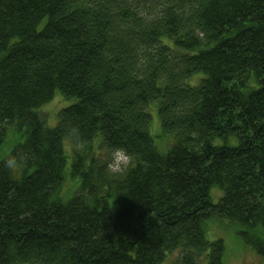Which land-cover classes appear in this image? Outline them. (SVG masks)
<instances>
[{
	"label": "trees",
	"instance_id": "16d2710c",
	"mask_svg": "<svg viewBox=\"0 0 264 264\" xmlns=\"http://www.w3.org/2000/svg\"><path fill=\"white\" fill-rule=\"evenodd\" d=\"M57 92L74 102L48 129ZM11 127L0 264H225L206 219L264 259V0H0L1 146ZM67 170L79 188L55 199Z\"/></svg>",
	"mask_w": 264,
	"mask_h": 264
},
{
	"label": "rangeland",
	"instance_id": "374dc122",
	"mask_svg": "<svg viewBox=\"0 0 264 264\" xmlns=\"http://www.w3.org/2000/svg\"><path fill=\"white\" fill-rule=\"evenodd\" d=\"M74 101L73 100H66L65 98L62 97V95L57 92L53 99L49 101L44 107L43 111L47 113L48 119L50 122L55 123L58 121V115L62 109L65 107L71 105ZM153 112V129H151V132L154 136L159 131V126L158 122L159 117L157 114V110L155 113V110ZM48 120V125L50 127H54L56 125H52ZM169 142V146L171 144L170 137L168 138H163V139H158L156 140V144L159 148L158 143L164 148L167 143ZM17 143V141H14L13 143H9V146L7 147V150H11L13 146ZM67 154L69 157L68 164L70 165L72 161V157L70 156L72 154V151L74 147L67 143ZM160 149V148H159ZM168 149V148H167ZM160 151H162L160 149ZM162 151V152H167ZM68 169V167H67ZM70 170V169H69ZM69 170H67V174L64 177V181L61 184L59 190H58V197L60 199H67L69 196L73 194V192L77 191L79 188V182L77 180L73 179L70 176ZM222 191L218 189L217 187L213 188L211 191V201L213 204H217L218 201L220 200L222 196ZM213 223V227L216 223H219L217 221L211 222ZM231 222L228 220H223V226L222 225H217V231L221 234V236L216 235V230L213 229L215 232H211L209 234L210 240L214 239H222L225 243V256H224V263L225 264H264V259L259 257L256 253H254L253 250H251L249 247H247L241 238L237 235L239 232V228L236 227L235 225H231ZM203 264V263H202Z\"/></svg>",
	"mask_w": 264,
	"mask_h": 264
},
{
	"label": "bare ground",
	"instance_id": "6f19581e",
	"mask_svg": "<svg viewBox=\"0 0 264 264\" xmlns=\"http://www.w3.org/2000/svg\"><path fill=\"white\" fill-rule=\"evenodd\" d=\"M43 22H47V19H44V21ZM46 105V104H45ZM45 105H43L42 107H41V109H40V114H42V115H44L45 116V120H46V127L48 128V129H55L56 127H57V124H58V122H59V120L57 121V122H55V123H52V122H50V120L48 119V115H47V113L46 112H44L43 111V107L45 106ZM150 111H151V108H149V107H147V112L150 114ZM48 120H49V122L52 124V125H56V126H54V127H50L48 124ZM13 127H11V128H6L5 129V131H4V139H5V145L7 144V143H13L14 141H17V142H19V141H21V134H20V132L19 131H17V130H13L12 129ZM168 137H170V141H171V144H170V146L171 145H173L174 144V138L172 137V136H168ZM158 139L159 138H157L156 140L158 141ZM160 139H163V137H161ZM67 143H69V144H71L72 145V143L70 142V140H66L65 141V143H64V150H65V153L67 154ZM94 143H99V139H96L95 141H94ZM222 144V142H217V144L216 145H221ZM5 145L4 146H1L0 145V162L1 161H3V158L5 157V155H7V152H5L6 151V149H7V147H5ZM157 145V144H156ZM158 145H159V148L161 149V150H166V148L168 147V145H169V142L167 143V145L163 148L159 143H158ZM229 145L230 146H234V145H236V140H233V139H231L230 141H229ZM73 146V145H72ZM158 147V146H157ZM159 149V150H160ZM8 151V150H7ZM73 152H74V149H73V151H72V154L70 155L71 157H73ZM166 152H164V154H165ZM69 165V164H68ZM69 168H70V166H69ZM214 188V187H213ZM213 188H211L210 189V193H211V191H212V189ZM53 197L55 198V199H59V197H58V193H57V191L53 194ZM52 199V198H51ZM53 200V199H52ZM54 201V200H53ZM223 220H226V219H206L205 220V235H206V239H207V241L209 242V243H212V242H214V241H218V240H221V241H223L222 239H214V240H210V238H209V234H210V231L211 232H215L213 229H215L216 230V235H217V237L218 236H221V234L217 231V225H222L223 226ZM215 221H217V222H219V223H216L215 225H214V227H213V223H211V222H215ZM231 225H235L236 227H238L239 228V232L241 231V228L239 227V226H237L236 224H234V223H230ZM239 232H238V236H239ZM254 235L256 236V237H258L259 239H261V240H264V228L263 227H261V224H259V225H257V227H256V229H255V231H254ZM223 243H224V241H223ZM225 244V243H224ZM203 264H206L204 261L202 262Z\"/></svg>",
	"mask_w": 264,
	"mask_h": 264
},
{
	"label": "clouds",
	"instance_id": "9594fccd",
	"mask_svg": "<svg viewBox=\"0 0 264 264\" xmlns=\"http://www.w3.org/2000/svg\"><path fill=\"white\" fill-rule=\"evenodd\" d=\"M131 163V156L123 148L114 149L111 155V159L108 163L109 171L113 173H119L127 169ZM7 167L10 171H14L20 166L21 162L14 157H10L6 161Z\"/></svg>",
	"mask_w": 264,
	"mask_h": 264
}]
</instances>
